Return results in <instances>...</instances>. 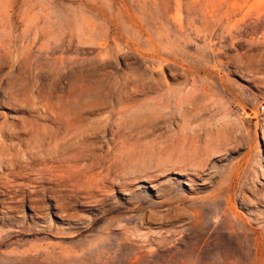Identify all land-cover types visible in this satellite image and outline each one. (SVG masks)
Wrapping results in <instances>:
<instances>
[{
  "label": "rangeland",
  "instance_id": "obj_1",
  "mask_svg": "<svg viewBox=\"0 0 264 264\" xmlns=\"http://www.w3.org/2000/svg\"><path fill=\"white\" fill-rule=\"evenodd\" d=\"M262 105L264 0H0V264H264Z\"/></svg>",
  "mask_w": 264,
  "mask_h": 264
},
{
  "label": "bare ground",
  "instance_id": "obj_2",
  "mask_svg": "<svg viewBox=\"0 0 264 264\" xmlns=\"http://www.w3.org/2000/svg\"><path fill=\"white\" fill-rule=\"evenodd\" d=\"M46 114V113H45ZM43 115V114H42ZM40 116V115H39ZM48 116V115H47ZM42 117V116H41ZM46 126V125H45ZM24 128V127H23ZM31 129V128H30ZM30 131V130H29ZM41 131V130H40ZM46 132V131H45ZM28 133V132H27ZM56 144V143H55ZM45 147V146H44ZM58 147V146H57ZM59 148V147H58ZM51 151V150H50ZM42 152V151H41ZM53 153V152H52ZM76 153V152H75ZM78 154V153H77ZM76 154V155H77ZM76 155H75V157H76ZM30 156V155H29ZM72 156V155H71ZM82 156V155H81ZM86 156V155H85ZM48 157V156H47ZM49 157H51V156H49ZM7 158V157H6ZM36 158V157H35ZM40 158V157H39ZM65 158V157H64ZM73 158V157H72ZM77 158V157H76ZM10 159V158H9ZM49 159V158H48ZM56 159V158H55ZM75 159V158H74ZM6 160V159H5ZM53 160V159H52ZM69 160V159H68ZM78 160V159H77ZM28 160H26V162H27ZM95 161V160H94ZM4 162V161H3ZM9 162V161H8ZM42 162V161H41ZM91 162V161H90ZM7 163V162H6ZM54 163V162H53ZM94 163H96V162H94ZM81 164V163H80ZM9 165V164H8ZM33 165V164H32ZM61 165V164H60ZM59 165V166H60ZM74 165V164H73ZM92 165V164H91ZM53 166V165H52ZM82 166V165H81ZM87 166V165H86ZM44 167V166H43ZM51 167V166H50ZM49 167V168H50ZM48 168V167H47ZM64 168V167H63ZM78 168V167H77ZM91 168V167H90ZM39 169V168H38ZM41 169V168H40ZM56 169V168H55ZM60 169V168H59ZM79 169H81L80 167H79ZM84 169V168H83ZM91 169H93V168H91ZM94 170V169H93ZM38 171V170H37ZM45 172H47V171H45ZM50 172H52V171H50ZM75 172V171H74ZM58 173V172H57ZM56 173V174H57ZM76 173V172H75ZM44 174V173H43ZM79 174V173H78ZM40 175H42V174H40ZM77 175V174H76ZM34 176V175H33ZM44 176V175H43ZM56 176V175H55ZM74 176V175H73ZM38 177V176H37ZM45 177V176H44ZM47 177V176H46ZM58 177V176H57ZM64 177V176H63ZM78 177V176H77ZM30 178V177H29ZM39 178H41V177H39ZM73 178H75V176L73 177ZM43 179V178H42ZM61 179H62V177H61ZM29 180H31V179H29ZM50 180V179H49ZM48 180V181H49ZM75 180H76V178H75ZM27 181V180H26ZM33 181V180H32ZM71 181V180H70ZM38 182H39V180H38ZM52 182H53V180H52ZM30 183V182H29ZM49 183V182H48ZM54 183V182H53ZM78 183V182H77ZM68 184V183H67ZM48 185V184H47ZM67 188H68V186L66 185V184H64ZM27 187V186H26ZM29 188V187H28ZM31 188H32V186H31ZM34 188V187H33ZM51 188V187H50ZM58 188V187H57ZM66 188V189H67ZM65 189V190H66ZM29 190V189H28ZM61 190V189H60ZM63 191V190H62ZM67 191H68V189H67ZM24 192V191H23ZM30 193H31V191H29ZM35 193V192H34ZM71 193H72V191H71ZM42 194V193H41ZM60 194V193H59ZM27 195H28V193H27ZM35 195V194H34ZM37 195H39V194H36V196ZM62 195V194H61ZM74 195V194H73ZM29 196V195H28ZM46 196V195H45ZM66 196H67V194H66ZM69 196V195H68ZM31 197H34V196H31ZM30 197V198H31ZM39 197V196H38ZM43 198H44V196H42ZM53 197V196H52ZM24 198V197H23ZM27 198V197H26ZM29 198V197H28ZM40 198V197H39ZM64 198V197H63ZM74 198V197H73ZM33 199H35V198H33ZM59 199V198H58ZM75 199V198H74ZM37 200V199H36ZM60 200V199H59ZM62 200H64V199H62ZM43 201V200H42ZM65 201V200H64ZM63 201V202H64ZM75 202V201H74ZM57 203V202H56ZM66 203V202H65ZM64 204V203H63ZM67 204V203H66ZM44 205V204H43ZM59 205H61V204H59ZM67 207V206H66ZM69 208V207H68ZM37 209V208H36ZM67 210V209H66ZM36 211V210H35ZM46 211V210H45ZM36 213V212H35ZM47 213V212H46ZM63 213V212H62ZM38 215V214H37ZM42 215V214H41ZM47 215V214H46ZM39 217H40V215H39ZM37 219H39V218H37ZM44 219V218H43ZM43 222V221H42ZM45 222V221H44Z\"/></svg>",
  "mask_w": 264,
  "mask_h": 264
},
{
  "label": "built area",
  "instance_id": "obj_3",
  "mask_svg": "<svg viewBox=\"0 0 264 264\" xmlns=\"http://www.w3.org/2000/svg\"><path fill=\"white\" fill-rule=\"evenodd\" d=\"M259 109H260L261 113H264V105L260 106Z\"/></svg>",
  "mask_w": 264,
  "mask_h": 264
}]
</instances>
